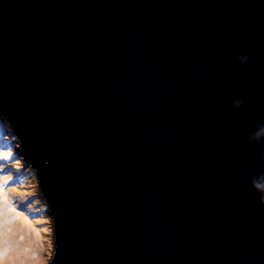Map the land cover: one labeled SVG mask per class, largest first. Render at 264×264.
I'll use <instances>...</instances> for the list:
<instances>
[{
	"label": "water",
	"instance_id": "1",
	"mask_svg": "<svg viewBox=\"0 0 264 264\" xmlns=\"http://www.w3.org/2000/svg\"><path fill=\"white\" fill-rule=\"evenodd\" d=\"M0 114L48 264H264V0H0Z\"/></svg>",
	"mask_w": 264,
	"mask_h": 264
},
{
	"label": "rangeland",
	"instance_id": "2",
	"mask_svg": "<svg viewBox=\"0 0 264 264\" xmlns=\"http://www.w3.org/2000/svg\"><path fill=\"white\" fill-rule=\"evenodd\" d=\"M2 133L3 130H0V135ZM12 139L18 138L12 137L10 140ZM8 158L12 159L11 163H8ZM5 163L8 164L3 167ZM49 207L41 190L38 171L30 165L26 166L20 145L8 148L0 143V212L6 209L4 217L5 214L14 216L17 219V226L25 232V235H22L13 225L10 227L13 231L8 238L12 243L21 246L13 247L12 254L7 256L8 244L0 242V264L7 261L6 264H14V259L17 260V264L49 263L54 249L52 243L54 216ZM10 223V220L0 216V232L3 226Z\"/></svg>",
	"mask_w": 264,
	"mask_h": 264
},
{
	"label": "bare ground",
	"instance_id": "3",
	"mask_svg": "<svg viewBox=\"0 0 264 264\" xmlns=\"http://www.w3.org/2000/svg\"><path fill=\"white\" fill-rule=\"evenodd\" d=\"M2 130H3V132H4V138L7 139V140H9V138L12 136V133L7 132L4 128H2ZM3 211H4V212H0V216H2V217L5 218V219L10 220L11 223H10V224H6L5 226H3V227L1 228V232H0V242L7 243V244H8V249H7V251H6V255H7V256H10V255L12 254L13 247L18 248L19 246H21V245H18V244H14V243H12L11 239L8 238V235L12 234V231H13L10 227L13 225V226L15 227V230H16V231H19L22 235H25V232H24V230L21 229L20 226H17V222H16L17 219H15L14 216H12V215H10V216H6V214H5V217H4V213H6L7 210L4 209ZM21 212H23V210H22ZM31 234H33V236H36V237L38 236V235L35 234V233H31ZM31 238H32V236L29 237V239H31ZM52 243H53V247H54V249H55L56 243L54 242V234H53V240H52ZM23 245H25V243H24ZM30 246H31V245H30ZM54 249H53V251H54ZM52 254H53V252H52ZM51 258H52V255H51ZM51 258H50V259H51ZM7 262H8V261H7ZM7 262H6V263H7ZM6 263H5V264H6ZM13 263H14V264H17L18 262H17V260L14 259V260H13ZM9 264H10V263H9Z\"/></svg>",
	"mask_w": 264,
	"mask_h": 264
},
{
	"label": "clouds",
	"instance_id": "4",
	"mask_svg": "<svg viewBox=\"0 0 264 264\" xmlns=\"http://www.w3.org/2000/svg\"><path fill=\"white\" fill-rule=\"evenodd\" d=\"M240 103H241V101H237L236 102V106L238 107L239 105H240ZM0 118L5 122V123H7L9 126H11L8 122H7V120L0 114ZM261 134H264V128H262L261 129V132H258L257 134H256V136L255 137H253V138H258ZM19 143V142H18ZM20 144V143H19ZM20 146H21V144H20ZM21 148H22V146H21ZM22 150H23V148H22ZM23 153V152H22ZM25 157V156H24ZM25 159H26V166L28 165H30L32 168L34 167L33 166V164L31 163V161L27 158V157H25ZM255 187L257 188V189H260V190H262V191H264V184H259V183H256L255 184ZM262 199H264V198H262Z\"/></svg>",
	"mask_w": 264,
	"mask_h": 264
},
{
	"label": "trees",
	"instance_id": "5",
	"mask_svg": "<svg viewBox=\"0 0 264 264\" xmlns=\"http://www.w3.org/2000/svg\"><path fill=\"white\" fill-rule=\"evenodd\" d=\"M2 128H4L7 132H10V131L8 130L6 124L4 123V121L0 118V130H1V131H2ZM18 145H19V144H18L15 140H10V141L8 142V146H9V147H13V146L16 147V146H18ZM13 159H14V158H13ZM8 160H9L8 163H11V162H12V159L8 158ZM8 163L3 164V167H5V165L8 164Z\"/></svg>",
	"mask_w": 264,
	"mask_h": 264
}]
</instances>
